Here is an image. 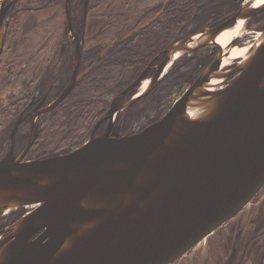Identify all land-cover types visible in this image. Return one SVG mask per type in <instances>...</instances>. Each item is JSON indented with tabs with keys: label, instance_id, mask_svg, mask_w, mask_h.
<instances>
[{
	"label": "water",
	"instance_id": "1",
	"mask_svg": "<svg viewBox=\"0 0 264 264\" xmlns=\"http://www.w3.org/2000/svg\"><path fill=\"white\" fill-rule=\"evenodd\" d=\"M250 1L203 39L170 45L162 67L207 44L219 52L160 120L67 154L0 160V214L33 205L0 230V264H168L250 202L264 185V29L233 68L221 70L230 52L218 41L264 10Z\"/></svg>",
	"mask_w": 264,
	"mask_h": 264
},
{
	"label": "flooded vegetation",
	"instance_id": "2",
	"mask_svg": "<svg viewBox=\"0 0 264 264\" xmlns=\"http://www.w3.org/2000/svg\"><path fill=\"white\" fill-rule=\"evenodd\" d=\"M35 1L39 3L35 7H30L32 0L5 1L7 31L0 57V160L8 154L22 160L63 155L107 131L124 136L141 132L160 120L182 94L172 101L174 90L182 83L189 87L201 74L191 81L181 75L178 70H187L189 65L186 55L194 58L202 51L210 61L219 51L214 43L207 44L162 67L170 45L191 40L194 34L224 21L241 6L217 22H198L202 10L197 0H64L66 29L58 35L50 31L38 44L28 34L34 26L43 31V24L51 22L52 14L45 17L49 21L27 19L26 13L45 7L42 0ZM259 14L248 20L241 38L253 36L245 34L248 30L263 29ZM113 25L119 27L109 30L106 42L103 39L87 44L90 28L102 27L106 33ZM207 46L210 51L204 49ZM207 61L199 69L206 68L210 63ZM54 131L64 134L54 140ZM22 214H13L6 221L0 218V230ZM222 242L224 255L230 253L227 257L238 261L241 254L235 249L240 236L229 233ZM211 257L208 252L201 253L197 259L193 257L192 264H206Z\"/></svg>",
	"mask_w": 264,
	"mask_h": 264
},
{
	"label": "rangeland",
	"instance_id": "3",
	"mask_svg": "<svg viewBox=\"0 0 264 264\" xmlns=\"http://www.w3.org/2000/svg\"><path fill=\"white\" fill-rule=\"evenodd\" d=\"M63 1L64 0H42V3H44L43 6L45 7L39 10L30 11L26 13L25 17H28L27 15H29L27 19H35L38 21L47 20L48 18H45L46 15L47 14L50 15V13L52 14L51 22L48 19L49 23L46 22L45 24H43V26L45 27V28L43 27L44 30L43 31L37 30V27L34 26V29L32 28V31L28 34V38H32L33 41H36L39 44V42H41L43 38L51 34L50 31L52 32L53 35H58V32L62 34L64 29H66V27H64V25L66 26V15H65ZM244 1L245 0H241L239 5L242 4ZM32 3L33 4L30 7H35V4H39L35 0H32ZM260 17L264 25V10L260 12V14L258 15V18ZM208 20L209 19L205 20V19L200 18L198 22H206ZM198 22L196 23V26H198L199 24ZM49 25H50V28H49ZM97 27L98 26L96 27L93 26L92 28L89 29L87 33L88 34L87 44L97 43V42L102 41L103 39H105L104 41L106 42V40L108 39L107 37H109L111 34L109 33V30L113 32L114 28L118 29L119 26L113 25L112 27H108L106 29L107 30L106 33L104 29L103 31H101L102 27L101 28L100 27L97 28ZM263 29H264V26H263ZM45 30L48 32H46ZM54 37L52 41L55 39ZM204 49L207 51H210L209 50L210 47L208 46L205 47ZM218 52L215 55H213L214 58L212 57L210 61H209L210 58L207 57L208 55L207 54L205 56L206 60L208 59L206 64H208L209 62L211 63L217 56ZM199 54L202 56L203 52L200 51ZM192 56L191 54L186 55L185 58L186 60L189 61V59ZM199 65L195 64L193 65V67L188 68V72L186 70H183L182 68L179 69L178 71L182 73L181 75L187 72L186 74L187 76L185 79H187L188 81H191L194 79V77H196V75H198L200 71L202 73L203 70L205 69V68L203 70L199 69ZM188 85H189L188 83H182L181 85H179V87H177L174 90V92L171 94L172 101L175 98H177L181 93H183ZM55 128L56 127H54V130ZM63 134L64 133H61L60 131L58 132L54 131L53 135L57 137H54L55 139L54 138L52 139L56 140V138L62 136ZM24 210H26L25 212H27L28 210H30V208L21 207V210L20 208L19 209L17 208L16 210L14 209L12 212L8 213L6 216H4L3 214H0L2 216L1 219L5 221L9 220L13 214H15L16 216L17 215L19 216L20 214L24 212ZM17 219H13L10 222V224ZM239 228H241V230ZM233 232L234 234H238L241 240L240 244L239 242H237V249H235V251H237V254H239V251H240L241 255H239V260L234 261V262L231 261L229 257H227L230 253H228L227 255H224L225 250L222 247L223 238L229 233L233 234ZM190 249H191L190 252L187 253L186 251L184 253V254L187 253L186 256L184 254L181 255L180 256L181 259L176 260L173 264H192V262H194L193 261L194 256H195V259H197L199 254L205 253V252H208L210 253V255H212L211 259L208 262H206V264H218V263H221V264H264V185L254 195V197L250 200V202H248L236 215L228 219L226 222H224L222 225H220L218 228H216L213 232L208 234L206 237L201 239L197 244H195ZM230 250L232 251L233 248H231Z\"/></svg>",
	"mask_w": 264,
	"mask_h": 264
},
{
	"label": "bare ground",
	"instance_id": "4",
	"mask_svg": "<svg viewBox=\"0 0 264 264\" xmlns=\"http://www.w3.org/2000/svg\"><path fill=\"white\" fill-rule=\"evenodd\" d=\"M250 2H253L255 6H260L262 3H264V0H251ZM245 25H246L245 21L241 20L234 27L225 31L221 36H219V40H218L219 43L222 45V47L225 50H228L230 52V54L227 56V59L223 62L221 66V70H225L228 67H231L232 65H234L235 63L245 62L248 58L251 57L252 52H254V50L251 47L254 44V42L258 40V38L261 35V32L260 31L254 32V31L248 30L245 34H248L249 36L251 35L253 36L241 38L242 32H243L242 29H244ZM199 34L197 35L194 34L193 38L203 39L204 37H206V35H203V34L199 35ZM224 78L225 76L218 77L217 78L218 83L212 85L210 89L214 90V89L223 87L225 84H222V81L228 79L229 77L225 79ZM146 85H147V82H145V86ZM21 207L23 206L12 208L11 210H8L4 214L10 213L12 212V210L17 209V208L19 209ZM32 207L33 205H31L29 208L31 209ZM0 255H1V251H0Z\"/></svg>",
	"mask_w": 264,
	"mask_h": 264
},
{
	"label": "trees",
	"instance_id": "5",
	"mask_svg": "<svg viewBox=\"0 0 264 264\" xmlns=\"http://www.w3.org/2000/svg\"><path fill=\"white\" fill-rule=\"evenodd\" d=\"M237 0H197L198 3V9L202 10L201 12H198L199 16H201L203 19H211L213 21H219L227 16H229L236 7H238L239 3L236 4ZM236 4V5H235ZM235 5V7L233 6ZM171 28L168 27V30ZM167 30V32H168ZM192 56V55H191ZM194 56V55H193ZM208 57V55H207ZM206 57L204 54L202 56L199 54L196 57H191L189 59V65L187 66V72L188 68L193 67L195 64H201L205 61ZM187 72L183 75L186 76ZM21 210V208H20ZM5 216V215H4ZM2 216L0 215V218Z\"/></svg>",
	"mask_w": 264,
	"mask_h": 264
}]
</instances>
